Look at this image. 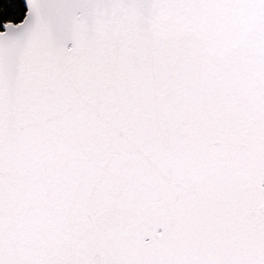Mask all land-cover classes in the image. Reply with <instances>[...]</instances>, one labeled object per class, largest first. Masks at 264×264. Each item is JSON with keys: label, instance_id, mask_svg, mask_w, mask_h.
<instances>
[{"label": "snow or ice", "instance_id": "snow-or-ice-1", "mask_svg": "<svg viewBox=\"0 0 264 264\" xmlns=\"http://www.w3.org/2000/svg\"><path fill=\"white\" fill-rule=\"evenodd\" d=\"M0 264H264V0H0Z\"/></svg>", "mask_w": 264, "mask_h": 264}]
</instances>
